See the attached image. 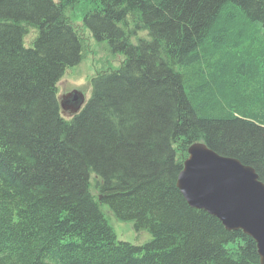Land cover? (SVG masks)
Wrapping results in <instances>:
<instances>
[{
    "label": "trees",
    "instance_id": "trees-1",
    "mask_svg": "<svg viewBox=\"0 0 264 264\" xmlns=\"http://www.w3.org/2000/svg\"><path fill=\"white\" fill-rule=\"evenodd\" d=\"M79 19L124 60L65 117ZM195 142L264 182V0H0V264H261L177 188Z\"/></svg>",
    "mask_w": 264,
    "mask_h": 264
},
{
    "label": "water",
    "instance_id": "water-1",
    "mask_svg": "<svg viewBox=\"0 0 264 264\" xmlns=\"http://www.w3.org/2000/svg\"><path fill=\"white\" fill-rule=\"evenodd\" d=\"M83 95L72 91L62 96V111L77 113ZM176 179L186 202L216 217L225 229L241 230L251 237L264 264V182L255 170L238 159L222 156L203 142L192 143Z\"/></svg>",
    "mask_w": 264,
    "mask_h": 264
},
{
    "label": "rangeland",
    "instance_id": "rangeland-1",
    "mask_svg": "<svg viewBox=\"0 0 264 264\" xmlns=\"http://www.w3.org/2000/svg\"><path fill=\"white\" fill-rule=\"evenodd\" d=\"M74 23L85 40V52L81 62L67 68L63 77L58 82V96H61L62 99L63 95L72 91H78L83 95V105L90 96V78L100 71L118 69L120 63L124 60V55L121 53L115 54L110 51L106 42H97L90 30L81 24L80 19ZM33 34L30 31L27 40ZM133 43H136V41L133 40ZM70 115V113L64 111L65 117ZM100 209L113 229L117 240L140 245L151 240L152 236L147 230L137 231L132 221L116 218L106 204H101Z\"/></svg>",
    "mask_w": 264,
    "mask_h": 264
}]
</instances>
